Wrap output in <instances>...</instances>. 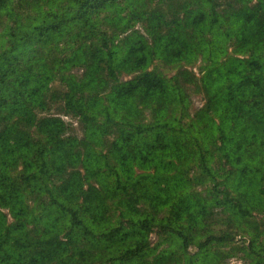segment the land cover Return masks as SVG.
Returning <instances> with one entry per match:
<instances>
[{
    "label": "trees",
    "instance_id": "obj_1",
    "mask_svg": "<svg viewBox=\"0 0 264 264\" xmlns=\"http://www.w3.org/2000/svg\"><path fill=\"white\" fill-rule=\"evenodd\" d=\"M238 254L264 264V0H0V264Z\"/></svg>",
    "mask_w": 264,
    "mask_h": 264
},
{
    "label": "rangeland",
    "instance_id": "obj_2",
    "mask_svg": "<svg viewBox=\"0 0 264 264\" xmlns=\"http://www.w3.org/2000/svg\"><path fill=\"white\" fill-rule=\"evenodd\" d=\"M199 64H200V60L197 61L196 65L194 66L193 69L191 67H187V68L192 69L196 73V75L199 76L200 75L199 69H198ZM166 73L168 74V76H171L174 72L170 73L167 71ZM129 78L130 77H127V76L122 77L123 80H127ZM192 87L193 86H190L187 88V91L189 93V102H190L189 113L191 115H193L194 112L197 109H199L200 107H202L203 104L205 103L204 95L202 93L194 94V92H192ZM67 122H68V124L72 125L71 126L72 133H75V134H77V136L81 137L82 133H81L80 127L78 126V122L76 120H73V119H69ZM155 239H156V237L153 234L151 236V240L154 241ZM237 240H238L237 243L244 242L245 244H247V238L239 237V238H237ZM227 262L229 264H248V260L245 258H242L241 254H238V255L231 257Z\"/></svg>",
    "mask_w": 264,
    "mask_h": 264
},
{
    "label": "built area",
    "instance_id": "obj_3",
    "mask_svg": "<svg viewBox=\"0 0 264 264\" xmlns=\"http://www.w3.org/2000/svg\"><path fill=\"white\" fill-rule=\"evenodd\" d=\"M65 120L68 121L69 119L65 117Z\"/></svg>",
    "mask_w": 264,
    "mask_h": 264
}]
</instances>
